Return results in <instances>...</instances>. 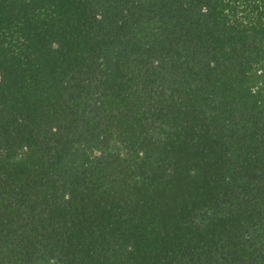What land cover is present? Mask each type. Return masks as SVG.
I'll list each match as a JSON object with an SVG mask.
<instances>
[{
    "label": "trees",
    "instance_id": "16d2710c",
    "mask_svg": "<svg viewBox=\"0 0 264 264\" xmlns=\"http://www.w3.org/2000/svg\"><path fill=\"white\" fill-rule=\"evenodd\" d=\"M0 264H264V0H0Z\"/></svg>",
    "mask_w": 264,
    "mask_h": 264
}]
</instances>
